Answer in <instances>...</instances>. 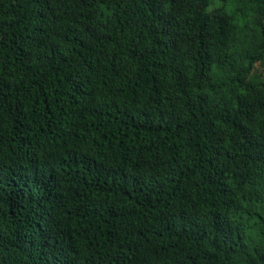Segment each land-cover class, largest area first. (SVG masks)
Returning a JSON list of instances; mask_svg holds the SVG:
<instances>
[{"label":"trees","instance_id":"trees-1","mask_svg":"<svg viewBox=\"0 0 264 264\" xmlns=\"http://www.w3.org/2000/svg\"><path fill=\"white\" fill-rule=\"evenodd\" d=\"M0 264H264V0H0Z\"/></svg>","mask_w":264,"mask_h":264}]
</instances>
